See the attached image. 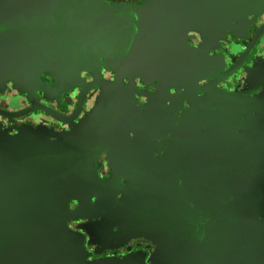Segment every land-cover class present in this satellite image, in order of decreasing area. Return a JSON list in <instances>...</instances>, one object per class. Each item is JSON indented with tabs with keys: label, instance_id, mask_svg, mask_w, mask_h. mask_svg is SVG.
<instances>
[{
	"label": "flooded vegetation",
	"instance_id": "obj_1",
	"mask_svg": "<svg viewBox=\"0 0 264 264\" xmlns=\"http://www.w3.org/2000/svg\"><path fill=\"white\" fill-rule=\"evenodd\" d=\"M230 24L235 31L212 42L185 34L203 59L191 78L144 80L100 65L96 76L81 70V85L56 89L40 74L28 91L0 88V133L9 136L31 128L56 140L102 100L116 118L97 158L99 177L112 182L66 220L86 262L264 264V0ZM79 206L68 203L71 213Z\"/></svg>",
	"mask_w": 264,
	"mask_h": 264
},
{
	"label": "water",
	"instance_id": "obj_2",
	"mask_svg": "<svg viewBox=\"0 0 264 264\" xmlns=\"http://www.w3.org/2000/svg\"><path fill=\"white\" fill-rule=\"evenodd\" d=\"M253 2L0 0V88L10 81L28 91L39 85L40 74L53 76L56 89L81 85V70L96 76L100 65L144 80L191 78L203 59L185 34L198 32L212 42L234 32L231 19H245ZM104 104L56 140L31 128L0 133V264H144L137 256L86 262L81 239L66 226L112 182L98 175L97 158L117 125L102 112ZM71 199L80 205L75 213L68 209Z\"/></svg>",
	"mask_w": 264,
	"mask_h": 264
}]
</instances>
